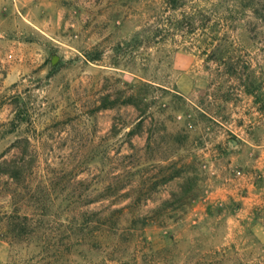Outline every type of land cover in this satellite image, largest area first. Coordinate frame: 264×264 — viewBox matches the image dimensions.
<instances>
[{
  "label": "rangeland",
  "instance_id": "374dc122",
  "mask_svg": "<svg viewBox=\"0 0 264 264\" xmlns=\"http://www.w3.org/2000/svg\"><path fill=\"white\" fill-rule=\"evenodd\" d=\"M166 1L0 0V264H264V0Z\"/></svg>",
  "mask_w": 264,
  "mask_h": 264
},
{
  "label": "trees",
  "instance_id": "16d2710c",
  "mask_svg": "<svg viewBox=\"0 0 264 264\" xmlns=\"http://www.w3.org/2000/svg\"><path fill=\"white\" fill-rule=\"evenodd\" d=\"M167 3H170V8L172 10H176L178 7H181L183 2L182 0H167ZM188 21L192 18L190 15L187 16ZM189 24L191 21L188 22ZM99 57H91V60H98ZM141 84H149L144 81H140ZM132 95L128 96L127 99L123 101V103H133ZM115 101H105L103 107L113 106ZM18 122L14 120L9 121L6 126L4 133H9L18 127ZM1 136V135H0ZM1 138V137H0ZM24 171L22 165H15L14 163H10L5 159L0 160V175H7L11 178H16L22 175ZM133 175V173H130ZM167 179V177H166ZM124 207L114 208L112 212H122ZM117 218L106 215H101L99 212H92V214L80 221H73L75 223V227L77 229H119L117 224ZM37 220L33 221V218H30L26 213H18L17 210L4 212L0 215V229L3 230L2 234L7 242H19L24 240H29L34 236V231L32 229H36Z\"/></svg>",
  "mask_w": 264,
  "mask_h": 264
}]
</instances>
